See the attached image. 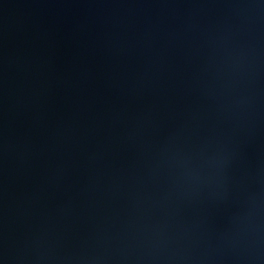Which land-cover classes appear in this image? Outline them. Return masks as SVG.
<instances>
[{
  "label": "water",
  "instance_id": "95a60500",
  "mask_svg": "<svg viewBox=\"0 0 264 264\" xmlns=\"http://www.w3.org/2000/svg\"><path fill=\"white\" fill-rule=\"evenodd\" d=\"M63 264H264V119Z\"/></svg>",
  "mask_w": 264,
  "mask_h": 264
}]
</instances>
